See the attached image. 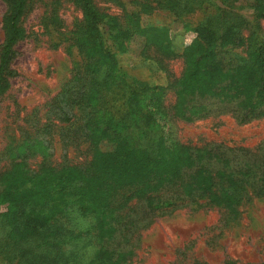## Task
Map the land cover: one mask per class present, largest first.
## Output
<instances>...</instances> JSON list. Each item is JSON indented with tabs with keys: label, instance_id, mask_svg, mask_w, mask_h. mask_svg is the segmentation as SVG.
Returning a JSON list of instances; mask_svg holds the SVG:
<instances>
[{
	"label": "rangeland",
	"instance_id": "obj_1",
	"mask_svg": "<svg viewBox=\"0 0 264 264\" xmlns=\"http://www.w3.org/2000/svg\"><path fill=\"white\" fill-rule=\"evenodd\" d=\"M22 1L0 0V57L8 37L5 21ZM155 1L93 0L112 19L106 24L110 27L92 43L84 0H25L17 21L23 34L9 65L12 75L0 91V211L10 217L17 210L26 211L12 221L15 225L24 224L27 217L51 215L52 224L41 226L40 231L50 238L70 232L64 244L69 256L81 254L86 245L93 246L97 240L105 241L102 252L110 248L108 219L84 210L79 211L85 216L84 225L72 224L61 215L65 196L63 190L53 189L55 177L51 181H44V176L32 179L26 168L28 161L31 168L37 166L41 157L27 161L18 151L44 140L54 163H62L67 157L73 159L71 163L79 161L75 150L65 145L66 128L55 122L61 103H75L79 89H87L85 78L103 80L110 74L116 82L123 75L130 76L147 82L154 91L153 104L165 109L167 118L163 117L161 125L169 141L163 148L162 165L173 175L182 173L189 181L195 179L191 183L199 205L186 197L185 206L144 220L131 260L123 256L121 260L120 254L117 264H226L230 260L264 264V118L240 125L233 113L223 109L228 92L234 98L229 99L230 104L236 105L253 90L252 81L250 86L247 76L236 70L235 60L230 63L217 56L218 77L231 74L234 81L222 80L218 86L225 87L223 90L208 88L206 94L197 95V120L171 119L169 106L179 99L177 81L191 65L190 52L199 42L196 28L205 15L178 18L170 9L174 0H158L168 3L162 10L154 9ZM257 3L240 0L237 7L253 21L251 7ZM260 23L264 32V20ZM245 49L231 51L242 53ZM198 65L206 70L207 59ZM21 144L23 147L15 148ZM98 148L105 152L112 146L102 142ZM201 166L215 175V187L209 191L205 190L208 177L198 174ZM76 177L80 180L82 175L77 173ZM85 181L78 188H86ZM57 185H61L58 180ZM87 226L93 231L80 237ZM57 227L63 230L57 231ZM184 248L188 251L180 255ZM127 251L129 248L122 249ZM103 261L113 264L115 259L105 256ZM0 264L9 263L0 257Z\"/></svg>",
	"mask_w": 264,
	"mask_h": 264
},
{
	"label": "trees",
	"instance_id": "obj_2",
	"mask_svg": "<svg viewBox=\"0 0 264 264\" xmlns=\"http://www.w3.org/2000/svg\"><path fill=\"white\" fill-rule=\"evenodd\" d=\"M157 1L154 9L162 10L168 4ZM239 1L174 0L171 3L170 9L178 18L196 13L205 15L196 28L199 42L190 52L191 65L177 81L179 99L169 106L173 110V113L168 112L171 119L185 122L197 120L199 117L194 111L197 95L206 94L208 88L223 90L225 87L218 86L222 80L231 78L234 81L235 76L231 74L225 78L218 77V57L230 63L235 60L236 70L247 76L245 80L248 79L249 84L252 81L250 86L253 89L236 105L230 104L229 99L234 98L228 92L223 109L233 113L240 125L264 118V32L260 25L264 20V0H258L251 7L254 9L253 21L240 13L237 7ZM84 3L86 27L94 43L110 27L106 24L112 17L97 8L93 0H84ZM24 4L25 0L5 21L8 37L0 57V91L6 78L12 75L9 65L14 46L23 34L17 21L23 13ZM227 46H232V49L228 50ZM241 47L246 48L242 53L231 51ZM204 59H207L206 70L198 65ZM84 83L87 89H79L74 104L61 103L59 118L55 120L66 128L65 145L75 150L76 158L80 156L79 161L71 163L73 159L67 157L62 163H54L50 146L44 140L26 146L18 153L24 155L27 161L41 157L37 166L31 168L28 161L26 168L32 179L44 176V181H51L55 177L53 189L63 190L65 196L61 215L71 220L72 224L84 225L85 216L79 213L84 210L90 214L100 213L108 219L112 233V241L107 243L110 248L102 252L105 241L99 243L97 240L93 246L86 245L81 254L77 252L69 256L64 244L70 238V232L63 231L59 237L50 238L40 231L41 226L52 224L51 215L27 217L24 224L15 225L12 221L24 216L26 211L17 210L11 217L0 211V257L9 264H106L103 261L105 256H110L112 261L115 259L113 264H117L120 254V257L130 258V261L138 246L139 227L144 220L185 206L186 197L191 203L199 205L191 183L195 179L189 181L182 173L173 175L165 164L162 165L163 148L169 140L161 120L167 113L153 104L154 91L150 90L148 83L125 75L115 82L110 74L103 80L85 78ZM102 142L111 144L112 149L100 151L98 146ZM21 147L23 144L15 148ZM77 173L82 175L80 180L76 177ZM198 174H204L209 179L206 191L215 187V175L208 171V167L201 166ZM85 179L88 180L87 187L78 188L81 181L86 182ZM93 229L92 226L82 228L80 237ZM56 230L63 229L57 227ZM123 248H129V252H122ZM187 251L184 248L179 250V254L184 255ZM194 264L206 263L196 261ZM226 264L236 262L230 260Z\"/></svg>",
	"mask_w": 264,
	"mask_h": 264
}]
</instances>
